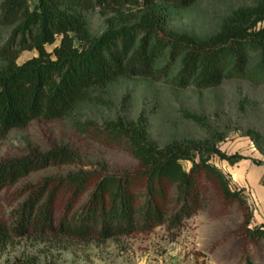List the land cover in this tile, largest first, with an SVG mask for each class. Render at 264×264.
I'll use <instances>...</instances> for the list:
<instances>
[{
  "label": "trees",
  "instance_id": "16d2710c",
  "mask_svg": "<svg viewBox=\"0 0 264 264\" xmlns=\"http://www.w3.org/2000/svg\"><path fill=\"white\" fill-rule=\"evenodd\" d=\"M119 11L131 5L142 10L133 25L118 26L112 20L100 36H93L84 18L72 12L90 6L91 0H3L0 25L17 24L20 41L0 47V141L13 129L36 118H63L85 101H101L92 90L120 77L165 78L178 87L219 85L226 78H254L249 69L250 49L263 60L256 67L264 75V0L240 7L215 35L200 38L188 32L168 30L158 6L188 7L198 0H99ZM59 44L49 51L48 44ZM36 49L38 54L20 63V54ZM169 49L168 62L157 67ZM181 58V70L171 71ZM261 77V76H260ZM86 122L84 129L93 127ZM106 136L126 140L137 159L135 170L109 172L79 170L65 176L47 177L31 184L29 195L10 219L0 216V251L13 236L65 235L106 240L116 235L148 231L169 222L179 226L204 205L203 179L211 182L225 199L244 202L242 189L203 154L204 150L235 163L241 154H227L207 141H172L160 145L148 132L144 116L139 121L120 119L106 123ZM75 154L54 149L34 151L24 157L0 161V192L30 173L49 165L76 161ZM193 162L187 170L182 161ZM90 191L88 201L75 209L78 199ZM71 192L64 214L58 217V201ZM264 239V228L250 230ZM13 264H41L33 256L19 257Z\"/></svg>",
  "mask_w": 264,
  "mask_h": 264
},
{
  "label": "rangeland",
  "instance_id": "374dc122",
  "mask_svg": "<svg viewBox=\"0 0 264 264\" xmlns=\"http://www.w3.org/2000/svg\"><path fill=\"white\" fill-rule=\"evenodd\" d=\"M91 2L88 7L78 6L71 11L84 18L93 36L105 32L112 20H117L118 26L133 25L142 14L140 8L131 5L116 11L99 0ZM29 3L34 8L38 0ZM255 3L256 0H198L188 7L161 4L158 10L168 30L208 38L217 34L240 7ZM263 25L264 22L259 23ZM16 28L17 24L0 25V47L12 41L18 44L21 36ZM59 42L58 36L54 44L47 45L48 50L53 51ZM37 54L36 49L23 50L18 61L22 63ZM250 55L249 69L254 78H226L210 87H178L165 78L120 77L92 90L101 101H85L63 118H36L26 127L13 129L0 141V161L54 149L69 151L77 159L46 166L4 188L0 192V216L10 219L29 195L25 190L47 177L79 170H135L138 161L127 141H112L106 136V123L120 119L139 121L144 116L150 138L160 145L175 140L207 141L227 154L255 156V161H263L264 75L256 67L263 56L253 49ZM168 59L169 49L157 67L164 66ZM180 70L181 58L175 62L170 76H176ZM88 121L94 125L86 130ZM200 154L222 169L224 159L219 155L204 150L197 153V159ZM182 163L187 170L193 165L191 160ZM202 183L206 190L203 207L179 226L166 222L148 231L106 240L54 234L13 236L0 251V264H13L24 256L36 257L41 264H264V239L250 233L264 228V220L255 215L243 190L240 196L244 202L229 201L211 182L203 179ZM89 195L90 191L83 194L75 209L82 208ZM72 199L71 192H62L58 217Z\"/></svg>",
  "mask_w": 264,
  "mask_h": 264
},
{
  "label": "crops",
  "instance_id": "0c3cea01",
  "mask_svg": "<svg viewBox=\"0 0 264 264\" xmlns=\"http://www.w3.org/2000/svg\"><path fill=\"white\" fill-rule=\"evenodd\" d=\"M252 157L231 163L221 160L223 171L231 178L234 188L242 189L255 215L264 220V159L257 162Z\"/></svg>",
  "mask_w": 264,
  "mask_h": 264
}]
</instances>
